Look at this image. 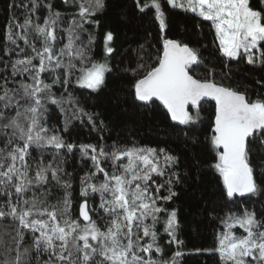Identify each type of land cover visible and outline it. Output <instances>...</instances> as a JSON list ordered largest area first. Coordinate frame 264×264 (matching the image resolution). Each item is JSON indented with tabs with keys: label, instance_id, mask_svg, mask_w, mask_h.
I'll use <instances>...</instances> for the list:
<instances>
[{
	"label": "snow or ice",
	"instance_id": "6c2138e0",
	"mask_svg": "<svg viewBox=\"0 0 264 264\" xmlns=\"http://www.w3.org/2000/svg\"><path fill=\"white\" fill-rule=\"evenodd\" d=\"M166 2L211 22L219 51L228 61L246 60L249 65L264 66V0H258V8L250 0ZM64 3L77 9L62 29L66 42L58 36L64 14L42 0L22 5L30 14L23 23L10 17L3 34V53L8 59L0 58V220L9 223L0 232V264H180L184 253L179 250L167 260L153 258L163 251L156 229L161 214L169 242L183 243L177 237L176 211L169 212L158 204L177 195L173 186L179 183V173L171 169L179 164V157L166 147L135 142L123 146L114 142L107 146L111 152L104 144L76 145L48 125L51 106L66 114L65 104H79L68 91L72 77L81 88L100 89L110 71L107 58L114 53L111 31L104 35L102 62L91 56V34L87 43L80 42V33L87 31L85 24L98 23L95 13L106 7L105 0ZM151 5L163 31L166 19L161 0H151ZM13 7L9 5V10ZM41 8L47 10L43 23L38 22L39 17L33 19ZM20 41L25 47H20ZM58 43L62 46L57 47ZM253 50H258L259 56ZM200 62L198 49L180 40L163 39L157 64L132 83L134 97L143 102L157 98L171 120L181 124L194 119L189 106L198 107L204 98L213 99L210 141L216 155L210 167L219 173L223 192L229 198L264 192L254 179L248 147V138L257 131L264 136V98L250 100L231 87L194 78L189 71ZM57 85L63 88L59 96L53 91ZM76 112L93 121L94 113L80 107ZM76 148L91 166L80 178L74 203L72 174L62 167L61 154ZM33 151L39 153V159L33 157ZM49 152L52 160L45 163ZM109 160L111 168L106 170L102 165ZM165 176L168 178L157 183ZM57 188L63 195L51 203ZM162 189L166 195H160ZM97 195L99 204L90 207L89 201ZM100 220H104L103 227ZM221 224L225 230L217 234L215 247L206 251L217 254L220 264H264V217L244 209L227 213ZM235 225L243 234H235ZM26 240L30 241L27 245ZM45 256L47 259H42Z\"/></svg>",
	"mask_w": 264,
	"mask_h": 264
},
{
	"label": "trees",
	"instance_id": "16d2710c",
	"mask_svg": "<svg viewBox=\"0 0 264 264\" xmlns=\"http://www.w3.org/2000/svg\"><path fill=\"white\" fill-rule=\"evenodd\" d=\"M146 1L105 0L106 7L95 13L94 18L98 23L85 24L87 31L80 33V42L87 43L89 34L92 35L91 56L96 61L102 62L104 59V35L108 31L114 34L111 42L114 53L107 58L110 71L105 73V84L95 91L76 86L73 76V83L69 85L68 91L79 100V104H65L66 114L61 113L56 106H51L48 125L54 127L67 142L76 145L90 143L104 144L107 147L114 142L121 146L135 142L141 146L168 148L171 154L179 157V164L171 169L179 173V183L173 186L177 195L170 201H158V204L169 212L176 211L179 223L177 237L183 243L177 245L169 242L170 237L163 231L164 215L161 214V223L156 225V229L163 251L155 253L153 258L167 260L173 252L179 250L184 253L180 264H220L219 256L206 250L215 247L217 234L225 230L221 218L229 212L239 213L244 209L255 211L258 218L264 217V192L232 198L223 192L219 173L210 167L215 163L216 155L210 141L215 114L212 101L206 100L198 107L189 108L194 119L188 124H181L172 121L167 111L158 103L136 100L131 85L157 64L163 50V39L180 40L199 50L201 62L192 66L189 71L196 79L213 80L217 84L245 93L250 100L264 98V66L258 63L249 65L246 60L238 63L228 61L219 51L211 22L204 21L190 11L173 8L166 1L162 2L161 9L165 13L166 27L161 31L159 21L155 19V9L150 5L145 8ZM42 2H50L54 10L64 14L58 36L61 41L66 42L62 29L67 27L77 9L71 4L66 5L64 0ZM250 3L261 7L258 0H250ZM12 4L15 7L9 10V5ZM22 5H29V0H0V58L5 60L8 57L3 53V34L9 18L13 17L23 23L25 16L30 14ZM46 14L47 10L41 8L33 15V19L39 17L38 22L43 23V16ZM19 44L21 48L25 47L22 41ZM60 46L62 45L58 43L57 47ZM253 51L259 56L258 50ZM2 67L0 64V68ZM134 69H139L138 73H134ZM4 75H8V72ZM53 91L59 96L63 88L57 85ZM77 107L83 108L87 113H94L93 121L90 123L87 115L81 116L76 112ZM74 113L75 118H72ZM261 142H264V136L258 131L248 140V147L254 179L264 189V146ZM107 151L111 152V147H107ZM32 155L40 158L35 151ZM61 156L64 161L62 167L72 174V199L75 203L79 196L80 178L89 170L91 161H85L78 148L72 153L64 150ZM49 160H52L50 152L45 154L44 162ZM102 166L110 170L111 161H106ZM97 175L100 179L103 178L102 174ZM167 178L168 176L158 178L157 183H162ZM64 179L68 177L65 176ZM53 192L51 203H55L63 195L58 188L53 189ZM166 194V190L162 189L160 195ZM99 202L97 195L94 200L89 201V206L98 205ZM147 222L151 223L150 220ZM8 223L0 220V232L5 230ZM100 226H104V220H100ZM233 231L237 235L243 234L239 225H235ZM29 242L26 240L24 243L27 245Z\"/></svg>",
	"mask_w": 264,
	"mask_h": 264
},
{
	"label": "water",
	"instance_id": "95a60500",
	"mask_svg": "<svg viewBox=\"0 0 264 264\" xmlns=\"http://www.w3.org/2000/svg\"><path fill=\"white\" fill-rule=\"evenodd\" d=\"M163 51V50H162ZM162 54V53H161ZM190 74V73H189ZM191 75V74H190ZM193 76V75H192ZM194 77V76H193ZM195 78V77H194ZM206 100H209V101H212L213 103H214V106H215V101L213 100V99H211V98H204L203 100H201V102H200V104H202L204 101H206ZM156 102V103H158L160 106H162L166 111H167V109L163 106V104H162V102L161 101H159L157 98H155V97H153L150 101H147V102ZM143 102V101H142ZM199 104V105H200ZM191 107H193V106H189L188 107V111H189V108H191ZM169 115V114H168ZM215 115V114H214ZM169 117H170V115H169ZM176 122H178L179 123V121H176ZM258 132V131H257ZM250 139V137L248 138V140ZM236 196H238V197H241L239 194H237Z\"/></svg>",
	"mask_w": 264,
	"mask_h": 264
},
{
	"label": "rangeland",
	"instance_id": "374dc122",
	"mask_svg": "<svg viewBox=\"0 0 264 264\" xmlns=\"http://www.w3.org/2000/svg\"><path fill=\"white\" fill-rule=\"evenodd\" d=\"M163 1H166V0H161V3H162ZM146 3H147L148 5H150V6H152V5H151V0H147ZM252 6H253L254 8H258L257 6H254V3L252 4ZM75 85H76V84H75ZM76 86H78V85H76ZM78 87H80V86H78ZM239 213H240V212H239Z\"/></svg>",
	"mask_w": 264,
	"mask_h": 264
}]
</instances>
